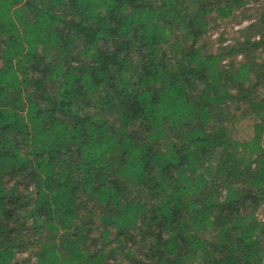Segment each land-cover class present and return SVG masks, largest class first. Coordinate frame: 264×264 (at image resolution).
Returning <instances> with one entry per match:
<instances>
[{"label": "trees", "instance_id": "trees-1", "mask_svg": "<svg viewBox=\"0 0 264 264\" xmlns=\"http://www.w3.org/2000/svg\"><path fill=\"white\" fill-rule=\"evenodd\" d=\"M263 209L264 0H0V264H264Z\"/></svg>", "mask_w": 264, "mask_h": 264}, {"label": "rangeland", "instance_id": "rangeland-1", "mask_svg": "<svg viewBox=\"0 0 264 264\" xmlns=\"http://www.w3.org/2000/svg\"><path fill=\"white\" fill-rule=\"evenodd\" d=\"M247 23H248V21H243V23H238V22L232 21L225 29L223 26L221 28V30L214 31L213 33L210 34V36L212 37V39L216 40L220 37V33H221L222 29H224V31L227 32V34H226L227 40L230 41V40H232L231 38H233V36L235 35L234 31L237 30L238 28H241L242 26L246 25ZM259 217L264 220V209L259 211Z\"/></svg>", "mask_w": 264, "mask_h": 264}]
</instances>
